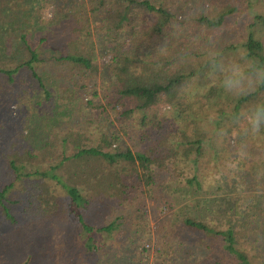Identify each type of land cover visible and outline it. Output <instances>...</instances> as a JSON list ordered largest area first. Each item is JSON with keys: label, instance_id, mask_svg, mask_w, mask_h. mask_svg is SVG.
<instances>
[{"label": "trees", "instance_id": "1", "mask_svg": "<svg viewBox=\"0 0 264 264\" xmlns=\"http://www.w3.org/2000/svg\"><path fill=\"white\" fill-rule=\"evenodd\" d=\"M181 1L186 0H88L90 12L103 15L93 22L116 48L126 27L132 28L130 48L116 52L106 65L97 62L89 41L91 19L84 7L75 14L70 34L61 35L65 48L59 55L43 58L21 36L23 55L12 68H0V82L13 85V75L27 71L41 94L35 104L46 105V112L56 100L76 102L89 86L97 100L80 102L91 114L83 130L49 124L39 146L29 144L22 121H0V172L8 177L0 178L1 224L72 221L82 237L73 264H84L83 256L98 251L119 223L92 222L95 205L114 201L140 210L146 200L157 203L156 190L166 181L155 179L163 173L198 193L210 177L227 170L215 185L227 190L225 176L237 173L243 194L235 201L194 199V205L180 208L186 210L179 215L180 232L203 247L196 260L183 264H264V132L248 137L241 132L242 113L264 102V86L248 92L249 85L242 95L222 86L229 61L255 59L264 65V0H253L260 10L254 11L241 42L219 48L205 42L209 34L177 38L180 25L172 7L180 9ZM235 11L234 6L214 7L193 22L200 31L219 30ZM148 18L152 22L146 25ZM217 50L223 58L214 57ZM213 58L223 71H213ZM51 73L57 79L56 97L45 84L44 76ZM259 76L253 66V82ZM162 105L168 117L160 112ZM121 133L130 141L124 148ZM204 211L223 220L207 219Z\"/></svg>", "mask_w": 264, "mask_h": 264}, {"label": "rangeland", "instance_id": "2", "mask_svg": "<svg viewBox=\"0 0 264 264\" xmlns=\"http://www.w3.org/2000/svg\"><path fill=\"white\" fill-rule=\"evenodd\" d=\"M225 6H234L236 11L219 30L200 31L193 22V18L199 13H208L214 7ZM83 7L91 19L88 24L91 34L89 41L96 50L100 65L108 64L116 52L130 48L132 28L126 27L122 46L116 48L93 22L101 21L103 15L100 12L91 13L88 0H0V68H12L21 59L23 53L19 44L22 35L43 58L61 54L65 48L61 35L70 34L71 29L76 26L74 18L79 17L75 14ZM172 9L177 14L180 25L177 38L193 40L194 34H209L211 39L205 41L201 37L200 41L219 48L229 43L238 45L243 39L247 23L252 20L254 11L260 10V7L253 0H186L180 9L176 10L174 6ZM147 20L146 25L152 22L150 18ZM82 23L83 21L80 24L77 22V27H81ZM13 78V85L0 82V121H22V130L29 144L41 145L46 137L45 127L50 126L49 124L65 127L74 124L73 129L83 130L84 120L90 118L91 114L80 106V102L97 100L92 93V86L79 91L76 102L56 100L49 108L50 112H46V105L35 104L41 94L32 85L29 73L21 70ZM44 78L47 89L56 97L57 79L53 73ZM159 107L160 112L165 114L164 117H168L167 107ZM108 128L113 131L111 125ZM3 133L5 131L2 130ZM120 136L121 148L130 144L129 139L122 133ZM3 138L1 135L0 161ZM222 173L229 172L223 170L210 177L205 190L198 193L193 189H185L175 175L163 173L155 179L156 182L166 181L162 188L156 190L157 205L155 200H146L145 206L140 210L135 207L124 209L116 202L109 201L104 207L95 205L92 210L90 208L95 216L92 222L107 223L117 219L119 223L118 228L106 236L98 251L83 256L84 264H183L196 260L203 247H196L180 232L177 224L179 215L186 211L180 208L185 204L194 205V199L196 202L206 198L227 201L225 197L229 201H235L237 196L243 194L238 174L225 176L228 189L224 190L215 185L217 179L223 178ZM2 177L0 172V178ZM2 180H8V177ZM204 213L207 219L215 222L220 223L223 220L219 215ZM79 232L76 223L67 220L39 225L23 223L17 226L0 223V264H73L82 250V237L78 235Z\"/></svg>", "mask_w": 264, "mask_h": 264}, {"label": "clouds", "instance_id": "3", "mask_svg": "<svg viewBox=\"0 0 264 264\" xmlns=\"http://www.w3.org/2000/svg\"><path fill=\"white\" fill-rule=\"evenodd\" d=\"M214 57L223 58V54L217 50L214 53ZM253 66H256L260 72L259 78L255 79L254 82L252 77ZM217 67H220L222 71L225 68L219 60L213 58V71ZM226 68L229 70V74L223 78L222 86L233 95L244 94L241 89L249 88V85L251 87L248 92L253 88L264 86V65H260L255 59L251 61L243 58L242 60H231L228 62ZM242 118L244 123L241 132L244 137L260 135L264 132V102L254 104L250 109L242 113ZM243 154V151H241V155Z\"/></svg>", "mask_w": 264, "mask_h": 264}]
</instances>
